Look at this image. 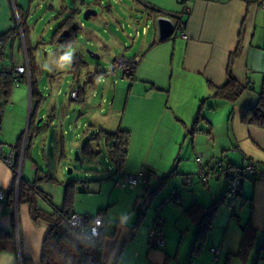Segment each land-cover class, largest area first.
Returning <instances> with one entry per match:
<instances>
[{
	"label": "crops",
	"instance_id": "obj_1",
	"mask_svg": "<svg viewBox=\"0 0 264 264\" xmlns=\"http://www.w3.org/2000/svg\"><path fill=\"white\" fill-rule=\"evenodd\" d=\"M37 2L39 0H0V34L14 28L16 5L24 13L28 28ZM262 2L264 0H189L185 38L180 37L174 28L171 36L160 40L157 25L154 24L152 36L142 39L138 49L131 55H123L126 58L139 57V61L134 64L133 76L127 77L129 88L115 87L110 113L104 117L106 121L97 122L101 126L100 130L115 132L120 129L130 133L127 159L122 170L133 174L147 169L151 174L145 185L133 189L125 183L116 185L113 181L114 184L109 185L107 191L106 205H100L97 210L72 208L74 212L90 216L103 213L112 221L111 234L101 240L102 264H264V259L257 261L258 248L264 244V179L246 177L243 180L237 199V215L233 216L226 203L227 178L218 177L209 181L206 187L191 176L197 164V155L202 156L204 167H211L218 160L233 167H242L248 160L264 164V129L244 124L240 116L243 111L257 104L260 88L264 84ZM61 6L59 10L62 17L56 20L55 25L48 26L49 36L67 15V10L63 13ZM50 7L53 8V5ZM64 7L72 8V5ZM123 11L128 14L126 26L131 27L139 37L147 35L151 29L149 23H141L139 16L148 14L154 23L156 18L165 16L175 25L179 4L178 0H130ZM77 23L80 30L84 25L79 17ZM31 32L30 36L34 33L32 42L36 40L39 45L48 44L49 36L44 41L34 31ZM21 44L19 36H16L11 45V65L6 59L0 62V69L7 64L11 69L24 63ZM237 49L238 56L232 59L230 65V58ZM228 66L235 80L243 87L242 93L233 102L213 97L209 88V85L220 86L226 81ZM50 83L43 84L49 90L47 98L54 97L55 100L48 118L56 126L54 137L59 140L57 151L63 154L66 151L64 135L68 132L64 134L62 131L68 130L72 123L79 124L75 123L77 119L71 122V116L65 112L69 98L64 97L65 104L57 100L56 96L61 94L60 84L54 78ZM38 84L36 87L42 94ZM2 100L5 103L2 101L4 104L0 108V139L6 146L20 144L24 133V117L20 115L19 120L15 119L13 123L9 114H6L11 108L9 106H12L8 103L9 96ZM5 105L7 109L3 111ZM91 110L98 111L94 108ZM39 113L28 149L31 162L26 166L24 159L21 160L20 175L29 183L39 177L43 180L52 179L51 175L40 172L33 157L36 148V154L45 155L37 144L45 143L47 138L40 125L46 113ZM198 116L202 118L197 123L198 130L191 134L188 130ZM57 123L61 125L57 126ZM77 134L74 136L79 138ZM49 146H55V142L50 141ZM189 176L194 177L190 184L185 180ZM16 178L12 169L0 162V189L3 191L0 198V228L13 236L0 239V264H23L22 259L27 260L25 264H40L42 243L50 225L41 221L33 222L28 203L9 205L8 192ZM98 184L99 191H102L105 184ZM160 184L171 185L167 196H162L160 204L155 206L156 218L162 219L161 230L165 243L159 248H151L147 241L153 219L146 222L139 218L145 215L148 203L153 202L158 195L160 188L156 192L152 191ZM36 186L49 197L40 184ZM171 190L180 193L183 200L180 204L165 202L170 198ZM42 200L38 198V205L45 210L50 209L42 205ZM193 203L205 207L219 203L205 236L200 238L196 237L197 223L184 213V209ZM249 216L257 231V239L247 261L243 263L234 253L241 240L240 226ZM167 223H174L184 234L185 245L181 243L172 249L163 231ZM197 247V253L193 252ZM212 247L219 252L217 258L210 251Z\"/></svg>",
	"mask_w": 264,
	"mask_h": 264
},
{
	"label": "rangeland",
	"instance_id": "obj_2",
	"mask_svg": "<svg viewBox=\"0 0 264 264\" xmlns=\"http://www.w3.org/2000/svg\"><path fill=\"white\" fill-rule=\"evenodd\" d=\"M129 1L130 0H39V2H37L38 5H35L37 8L35 7L36 9L33 11L32 18L28 21L29 29L27 28V24L24 26L26 40L33 61L34 76L37 78L39 88L42 89L40 92L42 93L41 95L44 101L40 111L46 113V116L40 121V125L43 127V132H45L47 138L45 143L43 141V143L37 144V147L43 150L45 155L36 154V148L34 149L35 153L33 157L37 167L40 168V172L53 176L52 179L47 180L45 178L43 180L39 177L36 181V185L40 184L44 188H42L45 190L44 192H48L47 194L52 199L54 207L61 208L65 199V184H70L72 185L71 208L76 210H78V208H90L92 211L97 210V207L100 205H106V195L109 185L114 184L112 180L113 176L111 172L108 171V166H111L114 171L117 169L110 161L106 162L105 158L107 154L103 141L96 137L94 142L92 141L90 143L91 149L97 152L94 158H90L83 152L82 145L93 136L91 135L92 130L95 128L97 129V131H94V136L100 131L101 126L97 121H106L104 117L106 118L110 113L109 109L112 106L109 105V103L113 102L115 98L113 97L115 87L119 86L127 89L130 85L127 84V77L119 78L116 83H113L110 78L106 76L105 72L110 65L111 58L115 57V55H131L138 49L142 39H149L152 36L153 26L156 24L151 21L148 14L143 15V17L139 16L141 18V23L143 25L149 23L151 29L148 30L147 35H140L137 37L134 31H132V28L126 26L128 23V14L123 11V8ZM50 5H53V8H51ZM60 5H62L61 8L63 13L66 10L68 13L76 8H80L81 10L79 21H81L84 26L79 30L77 41L66 48L60 44L50 45L48 43L45 46L42 44L39 45L35 39V41L32 42L31 39L34 33L30 36L31 30L44 41L47 40L50 33L48 26L55 25L57 22L56 20H60L62 17L59 10ZM64 5H72V8L64 7L63 9ZM87 7L93 8L97 14L90 15L89 19L85 20L83 19L82 11ZM15 16L19 29V38L22 41L21 49L24 52L23 62H27L28 64V54L26 52L25 40L23 37V28L21 27L19 17L17 20V14H15ZM128 26L131 25L129 24ZM128 32H131V34L129 35ZM90 49L97 53L99 57L94 58L90 56L88 53ZM75 56H78L81 63L73 66L72 60ZM82 62L84 63L82 64ZM6 67L8 68L9 65L7 64ZM28 67V73L25 75L24 81H22V79L18 84L14 83L11 89L12 92L9 95L8 103L12 106H9L11 108H8L9 111L6 113L9 114V118L13 120V123H15V119L19 120L18 117H20V115L24 117L23 136L25 135L27 127V110L29 108L31 111L33 104L30 94L31 76L29 64ZM91 73L94 74V76L92 81L88 83L86 79ZM100 76L103 78L102 80L99 79ZM53 78L56 79V82H58L57 84H60L61 94L56 96L60 104H65L64 97L68 99V92L73 85L79 87L83 86L86 94V96H84V102L77 103L69 99L70 101L68 100V104L65 107V112L71 116L69 120L73 122L77 119L75 123L80 125V129L76 130L74 128L76 125L72 123L74 126H71L68 134L64 135L63 145L66 151L63 154L60 153L61 151H57L59 149V140L54 137L56 126L51 124L48 118L55 100L54 97L50 99L47 98V92H49V90L43 87L45 83L51 85L50 82ZM103 99L109 100V103L104 104L102 102ZM98 106L103 107V109H100ZM93 108L98 111H92L91 109ZM6 109L7 107L5 105L3 111ZM84 124H86V126L82 127ZM76 133L79 134V138L74 136ZM23 140L24 138L22 139V144ZM50 141H54L55 146H49ZM70 147H72V149L69 152ZM76 151H78L79 154L77 159L75 158ZM28 153H30V150ZM24 162L26 166L31 162L29 154L25 156ZM68 168L70 172H67ZM120 171L125 172L122 169H120ZM197 171L198 167L195 163V170L191 176H194ZM98 183L105 184L102 191H99ZM170 186L169 184H162L160 186V193L158 192L153 202L148 203V208L144 213L145 215L139 219H144L146 222L153 219L151 225L153 224L157 216L155 206L160 204L162 196H167ZM42 201V205L45 208H51L46 201ZM163 231L167 235L169 239L168 242H170L172 249L179 246L181 243L185 245L186 241L183 240L184 234L177 229L174 223H167Z\"/></svg>",
	"mask_w": 264,
	"mask_h": 264
},
{
	"label": "trees",
	"instance_id": "obj_3",
	"mask_svg": "<svg viewBox=\"0 0 264 264\" xmlns=\"http://www.w3.org/2000/svg\"><path fill=\"white\" fill-rule=\"evenodd\" d=\"M16 14L19 17L21 22V27L23 28V37L25 40L26 45V52L28 54V64L30 65V76H31V84H30V94H31V101L32 109L30 111V118H29V128L26 135V143L24 147L23 158L27 156L28 149L30 144L33 140L34 135V127L37 117L40 116V109L43 103V98L38 91L37 86V78L34 76V67L33 61L31 58V52L29 45L26 40V32L24 26L25 24V15L21 12L20 8L16 5L15 7ZM67 15L63 19L61 23L57 25L51 32L48 43L50 45L60 44L63 47H70L77 41L78 33H79V25L77 23L78 17L81 15V10L76 8L71 10L70 12L66 13ZM15 20V26L13 29L0 34V62H4L8 59V63L10 64L9 59H11V48L13 39L16 36H19V29ZM239 49L235 52L234 56L230 58V65L231 61L234 57L238 56ZM73 66L80 64V59L78 56H75L72 60ZM84 62H82L83 64ZM11 65V64H10ZM15 67V66H14ZM14 67L10 68H2L0 69V108L5 103L2 99H7V97L12 92V87L14 85L13 82V69ZM133 68L134 65L130 68V73L126 75V77L133 76ZM24 77V76H23ZM226 81L220 86H212L209 85V88L212 90L213 97H218L225 101L233 102L235 101L239 95L242 93L243 87L235 80L232 69L228 66V71L226 75ZM84 87H80L78 102H84ZM4 103H3V102ZM241 121L246 125H255L259 128L264 129V84H262L260 88L259 98L257 104L252 107V109L245 110L241 113ZM1 117V115H0ZM202 119L200 116L197 117V120L193 124L192 128L188 130L191 134L194 131L198 130L197 123ZM23 136V135H22ZM22 136H21V143L16 145V158L14 161V167L12 169L13 173L15 174L16 167H18V158L21 152V144H22ZM99 138L103 141L104 147L106 148V154L108 159L111 163H113L116 167V171H120L123 168L124 163L126 161V156L128 153V143L130 139V133L126 130H120L115 132L103 131L100 130L98 134L95 136L93 135L87 141H85L82 145L83 152L88 155L90 158H94L97 152H94L91 147L90 143L95 138ZM264 165V164H262ZM149 171V170H148ZM151 172L149 171V175ZM16 176V175H15ZM256 179V178H255ZM29 183L27 182L22 176L19 179L18 183V192L16 198V179H14L11 189L8 192L7 200L9 205L18 203L24 204L28 203L29 211L31 215V219L33 222L37 223V221L44 222L50 225L49 230L45 234V238L42 243V251L40 257V264H102V259L100 257V250H101V240L104 238L102 237L100 240V247L98 251H93L88 245H85L81 240H79L75 234H72L69 230L66 222L64 219L66 218L67 214L73 212L71 208L72 204V194H71V186L70 184H65V192H64V203L61 208H57L53 206L51 198L46 196L42 193L36 186V181ZM161 184L155 188L153 192L158 191ZM38 198L44 199L47 204L51 206L50 209L45 210L38 205ZM219 203H212L207 207L202 206L197 203H193L189 207L184 209L185 215L191 218L194 223H197L198 230L196 233V237L200 238L201 236H205L206 231L208 230L209 225L211 224V220L214 217V212ZM241 235H240V243L237 248V252L234 253L243 263H245L252 252L255 243H256V234L257 231L252 225L251 216L245 221L244 224L241 226ZM111 232L108 234L110 235ZM12 234L6 230L0 228V239L1 238H12ZM198 247L195 248V253H197ZM258 256L257 261L264 259V244H261L258 248ZM23 264L26 263L27 260L22 259Z\"/></svg>",
	"mask_w": 264,
	"mask_h": 264
},
{
	"label": "built area",
	"instance_id": "obj_4",
	"mask_svg": "<svg viewBox=\"0 0 264 264\" xmlns=\"http://www.w3.org/2000/svg\"><path fill=\"white\" fill-rule=\"evenodd\" d=\"M189 0H178L179 4V11L176 12V22L174 25L175 30L177 31L178 35L182 38L186 37L185 33V18L189 14V8L187 6V2ZM261 8L264 9V2L261 4ZM16 14V13H15ZM18 20V16H17ZM18 26V24H17ZM137 34V31H136ZM110 65L106 69V76L110 78V80L113 83H116L117 79L120 77H124L130 73V68L139 61V57H133V58H126L123 55H115V57H112L110 60ZM28 64L23 63L19 64L18 66H15L13 69V82L15 84H18L19 81L24 79L25 75L28 73ZM24 76V77H23ZM99 79H103L101 76ZM79 82V81H78ZM29 87V86H28ZM80 87L73 85L72 88L68 92V98L72 101L78 102ZM102 102L109 103V100L103 99ZM110 105V103H109ZM102 109V108H100ZM1 114V111H0ZM61 124L57 123V126H60ZM73 126V125H71ZM69 126L68 130H63L62 132L66 134L69 132V129L71 128ZM86 126V124L84 125ZM73 128V127H72ZM75 128V127H74ZM77 129H80L79 125H76ZM94 131H97L96 129L92 130V134L94 135ZM1 132V127H0ZM27 135V133H26ZM25 135V138H26ZM79 136V134H77ZM24 138V136H23ZM24 141V140H23ZM26 142V141H25ZM24 147L25 143L21 145V154L18 159V167H16L15 175L16 178V188L19 183V179L21 177L20 170H21V160L24 153ZM16 145H9L6 146L2 140L0 139V162L6 164L8 168L13 169L14 167V161L16 158V151H15ZM201 155L196 156V162L198 165V171L194 175L196 179H198L204 186L207 187L209 181L218 179V177H225L228 179V192L226 196V203L228 204V207L230 209V215L236 216V212L238 210V202L237 199L239 195L241 194V184L243 180L246 177H252L256 179H264V165H262L260 162L256 160H248L246 161L242 167H233L228 166L222 163L221 160H218L215 162L213 166H206L204 167L202 165L201 161ZM106 162H109L110 160L108 157L105 158ZM108 171L111 172L113 176V181L116 183V185H120L121 183L127 184L131 189L140 187L142 185H145L147 178L149 177V171L147 169L141 170L137 173H126L123 171H114L111 166H108ZM53 178V176H50ZM194 177H187L186 183L190 184ZM170 198L166 199L165 202H170L173 204H180L183 200L179 192L176 190L170 191ZM3 194V191L0 189V198ZM161 218L157 217L153 224L149 227V233H148V241L149 246L151 248H159L161 245H163L164 242V235L161 230ZM64 222H66L69 230L72 234H75L76 237L81 240L85 245H88L93 251H98L100 245V240L102 237L107 236L110 232V226L112 224V221L109 220V218L103 214L99 213L96 216H90L88 214L83 213H77V212H70L67 214L66 218L64 219ZM210 251L213 252L215 257L217 258L219 252L215 247L210 248Z\"/></svg>",
	"mask_w": 264,
	"mask_h": 264
},
{
	"label": "water",
	"instance_id": "obj_5",
	"mask_svg": "<svg viewBox=\"0 0 264 264\" xmlns=\"http://www.w3.org/2000/svg\"><path fill=\"white\" fill-rule=\"evenodd\" d=\"M82 14H83V19L87 20V19H89L90 15H96L97 12L93 8L87 7L82 11ZM155 22L157 25V34H158L160 40H163V38H167V37L172 35L173 30H174V22L170 18L165 17V16L158 17V18H156ZM88 53L90 56H92L94 58L99 57V55L97 53L93 52L91 49L88 50ZM92 77H93V74L91 73L90 75H88L86 82L89 83L91 81ZM28 113H29V115H28V121L26 124L27 128L25 131V135H26L28 128H29L28 124H29V118H30V110ZM25 135H24L23 143H25V141H26ZM78 157H79V154H78V151H76L75 152V158L77 159ZM67 172H70V169H67ZM17 192H18V186L16 188V198H17Z\"/></svg>",
	"mask_w": 264,
	"mask_h": 264
}]
</instances>
